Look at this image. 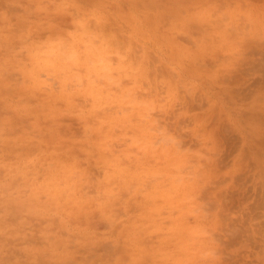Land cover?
Here are the masks:
<instances>
[{"label": "rangeland", "instance_id": "rangeland-1", "mask_svg": "<svg viewBox=\"0 0 264 264\" xmlns=\"http://www.w3.org/2000/svg\"><path fill=\"white\" fill-rule=\"evenodd\" d=\"M0 264H264V0H0Z\"/></svg>", "mask_w": 264, "mask_h": 264}]
</instances>
